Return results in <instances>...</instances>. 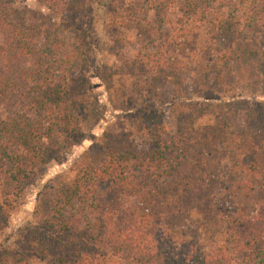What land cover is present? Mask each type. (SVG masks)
<instances>
[{
	"label": "trees",
	"instance_id": "trees-1",
	"mask_svg": "<svg viewBox=\"0 0 264 264\" xmlns=\"http://www.w3.org/2000/svg\"><path fill=\"white\" fill-rule=\"evenodd\" d=\"M151 1L148 12L127 8L123 0H47L45 15L0 0V97L2 87L29 85L24 99L50 118L48 130L36 128V141L15 155L20 183L68 162L75 142L88 140L82 132L101 128L105 118L93 113L94 80L165 74L173 66L169 46L187 37L212 56L204 76L215 74L213 87L203 78L171 107L174 137L165 104L137 89L139 136L90 133L92 141L72 164L76 179L49 188L51 198L37 204L15 235L8 221L20 186L7 187L0 197V264H264V199L258 197L264 186V0ZM152 10L157 27L148 16ZM118 28L136 31L149 53L121 55L120 65H109L105 36ZM44 36L55 43V55L37 49ZM199 101L212 109L226 105L227 122L199 124L209 112ZM236 110L243 111L238 130ZM56 130L66 135L61 141ZM3 158L0 153V166ZM194 211L213 249L174 232L171 220Z\"/></svg>",
	"mask_w": 264,
	"mask_h": 264
},
{
	"label": "rangeland",
	"instance_id": "rangeland-1",
	"mask_svg": "<svg viewBox=\"0 0 264 264\" xmlns=\"http://www.w3.org/2000/svg\"><path fill=\"white\" fill-rule=\"evenodd\" d=\"M10 1L21 10L29 9L45 15L48 13L46 7L47 0ZM123 1L126 3L127 8L132 6L133 10L134 8H142L149 12L153 5L151 0ZM148 16L155 25L154 22L157 18L155 17V12L153 10L150 11ZM39 21L40 20L35 18V23H39ZM44 23L41 25H44ZM155 27L157 26L155 25ZM48 30L49 34H52L54 37H59L55 30L50 29V27ZM259 39L264 45V34H261ZM38 41L36 47L43 55L50 53L55 55L53 50L55 43L50 42V39H47L45 36ZM0 44H2V41H0ZM149 46V44L145 46L142 40L136 36V31L127 32L126 29L123 28L110 29L105 36V59L111 66L120 65L119 56L124 55L129 58H134L135 55L139 54L142 56L145 53H149L146 52V48ZM171 46L175 49L174 52L170 53L173 66L165 74L156 76L149 74L138 80L117 78L106 83L94 80L92 95L97 99L98 104H96L93 113L95 117L102 115L105 118V121L101 122V128H93L91 132L87 130L83 131L82 137H88V140L80 144L79 138L75 142V148L66 155L67 159H69L68 162L66 161L63 165L53 163L47 172L43 175L41 174L37 177H33L25 184L20 183L22 181L21 178L18 180V163L14 160L15 155L25 151L26 143L30 144L36 141V135H34L36 128L42 129L43 133L48 130L50 118L43 110L39 111L37 109L34 111L33 109L35 108L32 106L31 101L24 99V95H27L31 86L19 84V86L10 87V85H8L7 87H2L4 95L2 94L3 97H0V153L4 155V161L2 166H0V170L1 173H4L1 175H4L5 179L3 187L0 189V197L4 195L7 187L13 188L20 186L19 191L12 197L16 203L13 206L14 209L10 212L11 216L8 221L9 234L13 233L15 235L21 231L30 222L28 215L35 209L37 204H39L41 200L48 201L51 198L53 193L49 188L54 189L58 186H62L63 183H69L76 179L78 170L72 164L80 160L83 147L89 145L92 141L91 134L98 135V133L100 134L103 131H107L132 137L139 136L135 128L137 121L136 113L137 107L141 105L142 101L140 99L141 96L137 94V89L144 87V89L149 92V96L155 95V101L165 104L163 107L166 109L168 108L166 123L169 134L171 137L176 135L177 114L171 107H174V104H178L179 101L183 100L190 93L191 89L198 88L199 83L204 80L203 78H206L209 87H213L215 74L204 76L203 73L205 70L201 71V69L209 62L212 56L204 54L206 50L202 47L199 48V50L195 49L190 37L182 39L180 45L173 43L169 46V49ZM61 50L63 53L69 54L71 52L70 47L69 49L63 47ZM66 67H68V64L65 65V68ZM232 73L235 74L234 72ZM10 78L15 79L14 75H11ZM195 83L197 84L195 85ZM28 97L30 98V95H28ZM220 104L223 103H219V105ZM122 105H124L123 111L119 110ZM197 106L205 111L209 110L199 121V124H215L217 119H219L220 122L218 123L220 124L227 122L226 105L214 107L212 109L211 107H206V102L199 101ZM237 107L240 108L241 106L239 105ZM234 114L235 116L232 122L234 128L238 130L243 125V111L236 110ZM22 134L25 136L27 135L25 140ZM53 135L55 140L60 141L66 136L62 130H56ZM49 142L54 143V140H50ZM46 192L49 193L48 196ZM18 194L20 197H18ZM258 197L264 199V186L259 187ZM170 199L171 201H175V199H177V194L173 193ZM202 220L200 213L194 211L182 217L172 219L171 224L175 230L174 232H177V235L182 236L184 234H189V236L186 237L194 239L199 244L208 247V249H213L214 247L211 245L212 242L208 235L207 228L203 225L204 223ZM1 237L2 236H0V238ZM12 255V253L6 254L4 256V261L6 262L4 263H9V259L12 258ZM30 264H39V262L31 260Z\"/></svg>",
	"mask_w": 264,
	"mask_h": 264
}]
</instances>
